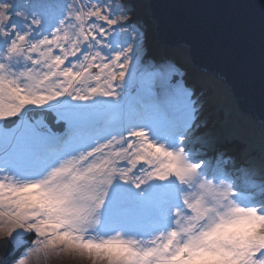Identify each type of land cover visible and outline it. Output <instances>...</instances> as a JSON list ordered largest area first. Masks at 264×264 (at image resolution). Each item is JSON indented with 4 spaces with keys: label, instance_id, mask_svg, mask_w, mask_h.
<instances>
[{
    "label": "snow or ice",
    "instance_id": "6c2138e0",
    "mask_svg": "<svg viewBox=\"0 0 264 264\" xmlns=\"http://www.w3.org/2000/svg\"><path fill=\"white\" fill-rule=\"evenodd\" d=\"M137 8L0 0V264H264V159L202 131Z\"/></svg>",
    "mask_w": 264,
    "mask_h": 264
},
{
    "label": "water",
    "instance_id": "95a60500",
    "mask_svg": "<svg viewBox=\"0 0 264 264\" xmlns=\"http://www.w3.org/2000/svg\"><path fill=\"white\" fill-rule=\"evenodd\" d=\"M158 46L184 49L264 126V0H147Z\"/></svg>",
    "mask_w": 264,
    "mask_h": 264
},
{
    "label": "rangeland",
    "instance_id": "374dc122",
    "mask_svg": "<svg viewBox=\"0 0 264 264\" xmlns=\"http://www.w3.org/2000/svg\"><path fill=\"white\" fill-rule=\"evenodd\" d=\"M144 2L146 8L143 12L145 13L142 12L144 15H141L139 13L141 8L137 9V18L146 28L147 39L145 46L147 55L159 59L161 58L160 55L154 56V52L150 50L152 47L151 41L155 40L156 42V39H154L155 28L154 21H149L147 0H144ZM189 65L194 79L190 83L191 77H189V71H187L185 80L204 100V109L201 115L202 131L215 138L217 148H220L225 143V139L238 138L245 145L242 152L237 153L239 157L259 165L264 159V126L254 123L248 116L238 110L236 100H234L230 90L221 79H218L213 74H206L204 71L196 69L191 62ZM222 111L224 112L222 113ZM206 116L207 118H205ZM240 185L243 189L245 186L244 177L240 178ZM29 264H90V262L79 257L60 253L33 259Z\"/></svg>",
    "mask_w": 264,
    "mask_h": 264
},
{
    "label": "trees",
    "instance_id": "16d2710c",
    "mask_svg": "<svg viewBox=\"0 0 264 264\" xmlns=\"http://www.w3.org/2000/svg\"><path fill=\"white\" fill-rule=\"evenodd\" d=\"M137 3H138L137 9L141 8L139 10V13L142 15L143 13H145V12H143V10L146 8L145 2H144V0H137ZM152 41H151L152 47L150 48V50L154 52V56L155 55L158 56V54H159L160 57H168V58L175 60L177 62V64L181 67V70H186V72L189 71V77H191L190 83H192V81H193L192 79H194V75H192L193 73H192V70H191L190 65H189L190 61L186 57V51L184 49H179V48H176V49L165 48L164 49L163 47L158 46L157 43L155 42V40H152ZM223 112L224 111H222V113ZM205 118H207V116ZM224 141H225V143L223 145H221L220 148H218V149L224 150L227 153H230L232 155H234V153H236L235 156L240 158L239 154H237V153L242 152V150L245 148L244 143L240 142L238 140V138H235V137L230 138V139L229 138L225 139ZM225 159H227V157H225ZM240 159H242V158H240Z\"/></svg>",
    "mask_w": 264,
    "mask_h": 264
}]
</instances>
